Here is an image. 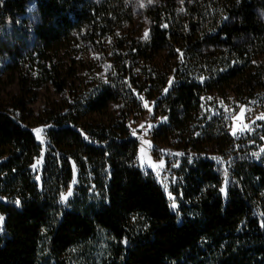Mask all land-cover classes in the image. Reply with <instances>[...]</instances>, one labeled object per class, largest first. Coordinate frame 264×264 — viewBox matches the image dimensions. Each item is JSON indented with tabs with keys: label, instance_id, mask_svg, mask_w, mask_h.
<instances>
[{
	"label": "trees",
	"instance_id": "16d2710c",
	"mask_svg": "<svg viewBox=\"0 0 264 264\" xmlns=\"http://www.w3.org/2000/svg\"><path fill=\"white\" fill-rule=\"evenodd\" d=\"M30 1L2 0L1 17L15 20L26 13ZM37 9L40 22L33 35L47 62L48 55L58 53L75 35L85 34L96 43L115 35L134 17L125 0H37ZM147 16L149 37L133 47L130 55L135 51V59L153 62L168 54L175 68L159 82L149 75L146 95L149 99L160 95L170 75L178 81L158 102L168 124L155 132V138L188 133L205 94L264 63V0H186L183 10L174 0H166L147 10ZM218 55L224 56V72L212 66L210 57ZM54 71L46 72L55 81ZM263 78L261 73L259 79ZM121 87L103 86L82 104V111L102 114L119 100L127 102L129 96ZM129 119L91 126L83 123L81 114L60 116L56 127L47 132L58 161L46 156L40 186L32 173L40 154L34 134L0 108V195L11 200L0 202L4 216L0 264H39L43 241L54 264H70L62 258L65 254L86 247L101 234L117 243L104 264H264V226L253 213L264 203V156L260 163L241 165L227 200L217 187H205L220 182L211 172L212 164L199 162L188 185L193 198L201 197L194 217L188 218L183 209L179 222L160 185L136 167L138 143L130 136ZM73 164L80 177L91 169L100 180L104 201L60 212L58 197L73 180ZM191 193L186 190L187 197ZM17 200L19 206L13 203Z\"/></svg>",
	"mask_w": 264,
	"mask_h": 264
},
{
	"label": "rangeland",
	"instance_id": "374dc122",
	"mask_svg": "<svg viewBox=\"0 0 264 264\" xmlns=\"http://www.w3.org/2000/svg\"><path fill=\"white\" fill-rule=\"evenodd\" d=\"M89 1L101 3L103 0ZM165 1L125 0L126 7L133 12L134 17L122 30L96 43L89 42L85 34L75 35L58 53L48 55L47 62L37 50L33 35L34 28L40 22L37 0L30 1L25 14L7 21L1 17L0 0V108L34 134L40 147V154L34 164L36 167L32 166V173L40 186L46 156L50 154L58 161V156L51 151L47 132L56 127L55 123L60 116L71 112L81 114L83 123L91 126L108 124L112 120L130 116L127 126L131 138L138 143L136 167L146 177L160 185L179 222L184 217L183 209L188 218L194 217V206L201 197L199 194L193 198L194 192L191 193V187L188 185L199 162L212 164L211 172L220 182L219 186L208 184L205 187L207 189L217 187L224 200H227V196L220 189L225 188L228 195L229 188L236 182V177L240 173L241 165L262 161L264 78L259 79L261 73L264 77L262 62V65L258 63L249 68L247 76L232 80L228 86L218 91L205 94L201 111L191 121L188 133H179L172 138H155V132L168 124L164 108L158 109V102L161 97L167 96L178 81L170 75L172 86L169 87L168 83L165 87L168 88V92L165 93L164 88L160 95L149 99L146 95L151 86L149 75L159 82L175 68V63L169 60L168 54L153 62H145L143 59H135V51L132 55L130 51L140 43H145L149 37L150 23L147 10L156 8ZM174 1L181 10L184 9L186 0ZM141 4L144 6L141 7ZM146 32L148 35L145 38ZM211 52L213 54L215 49H211ZM210 59L213 68L225 71L223 55L211 56ZM46 71L56 72L57 79L50 80ZM55 82L65 87V90L62 91ZM103 86L113 88L124 86L127 97L129 96L128 101L119 100L102 114L90 115L83 112L82 104L98 93ZM145 86L148 87L145 89ZM145 103L148 107L144 106ZM141 124L144 128L140 127ZM148 125L152 127L149 128ZM200 126L201 132L198 131ZM36 128L43 129L40 134L43 143L36 138L33 131ZM133 131L136 135L132 134ZM216 138H220L221 142H215ZM213 157L218 159L214 160ZM73 170L72 182L61 190L58 197L57 205L60 212L79 210L99 205L104 201L100 180L91 174V169L88 168L83 177H80L75 164ZM186 190L191 193L189 197L186 196ZM69 191L72 195L67 200H62V194L67 196ZM0 202L7 204L11 203V200L0 195ZM15 202L13 203L16 205ZM172 203H176L178 208L172 209ZM253 213L260 224H264V203L254 209ZM3 223L4 220L0 228L3 227ZM112 244L117 243L110 235L101 234L86 247L70 250L62 258L70 261V264L79 261L85 264H104L111 258ZM38 262L54 264L48 243L44 241L40 246Z\"/></svg>",
	"mask_w": 264,
	"mask_h": 264
},
{
	"label": "snow or ice",
	"instance_id": "6c2138e0",
	"mask_svg": "<svg viewBox=\"0 0 264 264\" xmlns=\"http://www.w3.org/2000/svg\"><path fill=\"white\" fill-rule=\"evenodd\" d=\"M149 2H151V0H149ZM140 6L143 7L144 5L141 4ZM225 19H227V17H225ZM165 27H166V25H165ZM147 35H148V33L146 32V33H145V38L147 37ZM105 83H107V79H106V78H105ZM171 86H172V80H169V87H171ZM164 92L167 93V92H168V88H165V89H164ZM141 99L143 100V97H141ZM209 99H211V98H209ZM144 106H145V107H148V104L145 103ZM242 114H243V113H241V115H242ZM162 119H166V118H162ZM140 127H141V128H144V125L141 124ZM148 127L151 128L152 125H148ZM33 131L36 133V138H37L38 140H40L41 143H43V139H42V137H41V135H40L41 132L43 131V129H42V128H36V129H33ZM132 134H133V135H136V132L133 131ZM233 134L235 135V132H234ZM84 138H85L86 140L88 139V137H87L86 135L84 136ZM142 151H143V149H141V152H142ZM253 155H257V154H256V153H253ZM213 159H214V160H217L218 158H217V157H213ZM161 163H162V162H161ZM33 167H36V165H33ZM153 167H155V165H153ZM37 178L39 179V177H37ZM225 184H227V170H225ZM220 191H221L222 193H224L225 196H227V192H226L225 188L222 187V188L220 189ZM71 195H72V193H71V191H69L68 194H67V196H65V195L62 194L61 199H62V200H67V198H68L69 196H71ZM15 203H16L17 206L20 205V201H19V200H17ZM171 207H172V209L175 210V209L178 208V205H177L176 203H172V204H171ZM3 220H4V217H3V216H0V224H2ZM262 226H264V224H262ZM0 230H2V228H0ZM124 243L127 244V240H125Z\"/></svg>",
	"mask_w": 264,
	"mask_h": 264
}]
</instances>
